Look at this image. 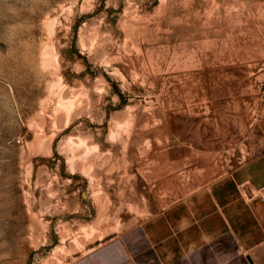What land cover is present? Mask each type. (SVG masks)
I'll use <instances>...</instances> for the list:
<instances>
[{
  "label": "rangeland",
  "instance_id": "1",
  "mask_svg": "<svg viewBox=\"0 0 264 264\" xmlns=\"http://www.w3.org/2000/svg\"><path fill=\"white\" fill-rule=\"evenodd\" d=\"M263 152L264 0H0V264H177Z\"/></svg>",
  "mask_w": 264,
  "mask_h": 264
},
{
  "label": "crops",
  "instance_id": "2",
  "mask_svg": "<svg viewBox=\"0 0 264 264\" xmlns=\"http://www.w3.org/2000/svg\"><path fill=\"white\" fill-rule=\"evenodd\" d=\"M231 181V187L219 188L224 189V193L220 195L219 191L215 198L218 209L214 223L210 218H204L202 223L200 243L208 242L204 249L182 251L177 237V264H264V152L237 166ZM193 234L187 235L190 246L194 242ZM229 241L233 242L232 248ZM210 242H218L216 249L208 248ZM118 264L140 262L133 254L123 252Z\"/></svg>",
  "mask_w": 264,
  "mask_h": 264
}]
</instances>
